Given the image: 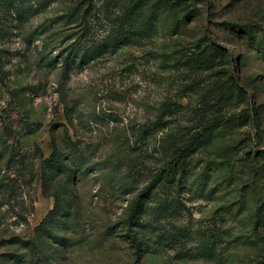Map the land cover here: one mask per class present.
<instances>
[{
	"label": "rangeland",
	"instance_id": "obj_1",
	"mask_svg": "<svg viewBox=\"0 0 264 264\" xmlns=\"http://www.w3.org/2000/svg\"><path fill=\"white\" fill-rule=\"evenodd\" d=\"M0 264H264V0H0Z\"/></svg>",
	"mask_w": 264,
	"mask_h": 264
},
{
	"label": "trees",
	"instance_id": "obj_2",
	"mask_svg": "<svg viewBox=\"0 0 264 264\" xmlns=\"http://www.w3.org/2000/svg\"><path fill=\"white\" fill-rule=\"evenodd\" d=\"M47 1H49V0H46V2ZM87 12H88V10L86 11V14H87ZM141 19H142L141 17L139 19H137V21H138L137 22V27L139 26V24H143L144 21L143 20L141 21ZM183 153H184V149L183 148L178 150L177 153L165 164V166L162 168V170L155 176V180L156 181H162L163 179H167V180L168 179H174L175 176H176V173H177L176 170L174 172V168L177 167L178 163L180 162V159L183 157L182 156ZM56 160H55V162H56ZM55 162L53 163V167L59 165V164H57Z\"/></svg>",
	"mask_w": 264,
	"mask_h": 264
}]
</instances>
